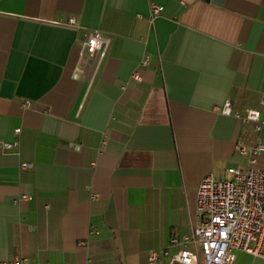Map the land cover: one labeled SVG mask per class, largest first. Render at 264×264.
<instances>
[{
	"label": "crops",
	"instance_id": "obj_1",
	"mask_svg": "<svg viewBox=\"0 0 264 264\" xmlns=\"http://www.w3.org/2000/svg\"><path fill=\"white\" fill-rule=\"evenodd\" d=\"M94 28L111 39L101 60ZM263 93L264 0H0V258L151 264L168 249L155 264H169L202 178L264 140L235 115L264 110Z\"/></svg>",
	"mask_w": 264,
	"mask_h": 264
},
{
	"label": "built area",
	"instance_id": "obj_2",
	"mask_svg": "<svg viewBox=\"0 0 264 264\" xmlns=\"http://www.w3.org/2000/svg\"><path fill=\"white\" fill-rule=\"evenodd\" d=\"M164 6L152 2L150 19L161 14ZM70 23L78 24L75 17L69 18ZM110 37L104 35L100 29L94 28L85 42V48L91 54H98L101 60L107 52ZM149 56L141 60V65L149 63ZM134 78L141 79V69H136ZM264 105V93L261 97ZM219 109L232 112L230 101H226ZM243 122L253 121L258 134L264 126V110L247 108L244 112H235ZM20 127L16 128V132ZM18 140L2 141L6 148H14ZM236 149L247 156V166H229L225 176H218L211 172L206 174L197 191L198 222L191 235L179 239L171 238L172 243H182L183 246L170 259L183 264H200L201 256L205 264H239L236 250H242L254 256L264 258V167L257 165L259 155L264 151V140L261 135L247 144L238 142ZM32 161L23 162V167H31ZM22 198H31L30 194H23ZM196 244L200 247H190ZM168 249L162 251L151 250L149 261L155 264ZM0 264H41L27 257L15 256L11 259L0 258ZM51 264V263H45Z\"/></svg>",
	"mask_w": 264,
	"mask_h": 264
}]
</instances>
